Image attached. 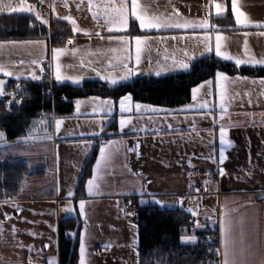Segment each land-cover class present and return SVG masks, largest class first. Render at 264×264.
I'll use <instances>...</instances> for the list:
<instances>
[{
    "label": "crops",
    "instance_id": "0c3cea01",
    "mask_svg": "<svg viewBox=\"0 0 264 264\" xmlns=\"http://www.w3.org/2000/svg\"><path fill=\"white\" fill-rule=\"evenodd\" d=\"M46 1L50 4V12L40 14L41 20L38 22L43 24L41 21L47 20L48 23L43 25L49 28L52 20L58 19L68 22L73 29L72 23L63 19L66 15L59 13L60 8L55 7L52 0ZM81 1L86 0H61V4L63 10L70 14L77 11V19L83 23V19L90 21L92 17L86 16L82 8L69 5V2ZM100 1L103 0H91V3ZM244 1L249 0H240L238 3L245 4ZM3 2L17 6L20 0ZM25 3L30 4L27 0ZM0 14L36 16L34 12L5 11ZM222 16L225 14L218 18ZM246 17L249 23L241 25L236 23L234 15L237 32L230 34L220 30L210 36L208 44L213 45L211 51L206 48H142L139 65L135 61V48H93L72 43L62 48L68 51L57 61L54 49L51 50L46 41L42 40V44L36 43L38 41L0 42V65L13 73L12 76H4L0 72V80L6 82L5 87L9 81L33 80L32 73L35 72L37 77L43 74L45 64L46 69L50 70L52 82L58 85L79 86L87 81L107 83L97 75V71L101 76L112 74L119 77L122 73L120 58L129 55V66L135 68L137 74L117 85L138 77L186 73L189 69L184 71L179 63L174 64L173 61L190 65L208 56L236 67L264 68V64L254 62L264 59V28L255 27L256 24H264V15ZM75 33L84 36V33ZM235 34L248 36L252 40L251 47H247V54L245 48H221V51L234 58L252 57L253 62L237 66L235 59L225 60L216 55V37L228 40ZM34 60L37 63H32ZM57 63L61 66L62 76L82 77L81 82L74 84L70 79L57 81ZM161 69L163 71L157 76L155 72ZM224 74L229 79L222 82L226 89L223 107L215 76L211 79V87L203 88L196 100H193L191 93L190 102L180 107H156L135 102L132 98V111L121 113L120 98L118 101L113 100V109L108 112L100 100L109 98L90 96L74 100V112L69 116L34 120L26 136L21 139L8 141L4 134V139L0 140V166L5 163H22L28 167L29 174L42 172L43 175L24 180L19 194L7 200L8 204L0 202V224L3 227L0 233V264H29L30 260L34 264H48L50 260L53 264H60L59 221L77 214L88 225L92 223L90 216L95 217L92 223L95 226H98L99 218H115L119 226L116 245L122 248V252L120 259L114 258L116 262L113 264H137L133 230L130 229L129 233V227L133 225H129L130 220L124 218L128 216L121 209L124 199H136L140 203L155 204L160 208L184 209L190 215L189 209L195 210L197 215L192 217L201 226L199 228L217 229L219 264H223L224 250L221 222L227 217L234 227L236 250L246 251L247 264H259L264 259V84L260 83L264 77ZM17 76L20 79H16ZM77 100L83 102L79 110L76 108ZM137 103L162 111L138 112L134 107ZM205 103L206 107L201 108L200 105ZM121 118L131 119L132 123L121 129ZM56 119L63 120L59 132L55 130ZM114 121L117 130L109 132ZM221 126L226 129L231 146L220 143ZM110 141L119 142V147L112 162L101 169L97 180L100 191L89 195L86 182L85 196L76 197L79 179L96 143L100 142V150ZM221 151L225 156L222 164L219 163ZM98 159L99 152L91 178L96 175ZM220 168H223L224 175L219 174ZM212 173H216L217 177L207 180L205 188L193 183L197 175L207 178ZM69 191L74 193L71 198L67 197ZM80 200L86 201V215L79 212ZM157 200L159 204L155 202ZM202 201L205 202L203 207ZM17 206L22 211L15 210ZM65 208H71L72 211L66 212ZM5 214L11 219H5ZM13 227L17 230L15 234L12 232ZM28 233H35L36 236ZM108 242L104 241L105 244ZM99 244L96 239L92 253L94 245L98 255L108 248Z\"/></svg>",
    "mask_w": 264,
    "mask_h": 264
},
{
    "label": "trees",
    "instance_id": "16d2710c",
    "mask_svg": "<svg viewBox=\"0 0 264 264\" xmlns=\"http://www.w3.org/2000/svg\"><path fill=\"white\" fill-rule=\"evenodd\" d=\"M37 2L40 0H27ZM213 26L222 31H235V20L229 10L223 17L213 21ZM130 35L140 32L133 23ZM83 37L73 32L70 24L54 19L46 27L32 15L0 14V42L46 41L50 49L63 48L69 39ZM217 72L246 77H264V68L236 67L235 65L208 56L193 62L186 73L165 77L144 76L132 81L112 86L101 81H87L79 86L58 85L51 80L50 70L35 80L9 81L5 93L14 94L19 102L12 101V95L0 99V131L8 141L26 136L34 120L40 119L44 112L54 117L69 116L74 112L73 101L90 96L109 98L118 101L124 95H131L135 102L156 107L176 108L190 102L192 89L211 80ZM19 86V87H18ZM52 90V95L48 90ZM21 91L23 95H21ZM116 121L108 131H116ZM100 142L96 143L79 179L76 197L85 196V186L91 178L98 156ZM42 172L29 174L28 167L22 163H5L0 166V202L19 194L20 185L26 179H34ZM136 210L132 213L138 227L139 264H208L213 248L209 242L210 230L197 228L184 209L160 208L134 200ZM85 222L79 214L62 219L58 224V248L60 264L79 263L80 235ZM216 230V227H214ZM217 231V230H216ZM195 235L194 244H183L182 237Z\"/></svg>",
    "mask_w": 264,
    "mask_h": 264
},
{
    "label": "snow or ice",
    "instance_id": "6c2138e0",
    "mask_svg": "<svg viewBox=\"0 0 264 264\" xmlns=\"http://www.w3.org/2000/svg\"><path fill=\"white\" fill-rule=\"evenodd\" d=\"M44 0H40V3L43 4ZM89 5L91 7V0H89ZM65 7H67V3H65L64 5ZM215 7L217 15L219 16L227 7L225 4L222 3H215L213 0V4H210L207 7L208 11L211 12V8ZM231 10L235 15V20L237 24H243V25H247L249 23L248 18L245 16V14L243 12H241L237 6L236 0H232V4H231ZM5 11H8L9 13H29V12H34L35 11V6L30 5V4H26L25 0H20L19 5L17 6H13L11 3H4L3 0H0V13H3ZM104 15L105 18L107 20V22L111 25H115L116 29H127L129 27V16L131 15L132 17H134L133 23L137 22L139 23V27L140 29H162V28H195V27H201V28H208L209 26V22L207 19L205 20H201L199 22H194V21H188V20H179V19H172V18H164L162 16H157V15H152V16H147L143 11H139L138 10V6L136 4V0H132L131 3V13H129L128 7L127 5L123 2V0H121V3L119 4V6H116L113 3V0H108V6H106L104 9ZM92 15L95 17L97 16V12H93ZM35 18L37 20H41V16L40 14L37 12ZM63 19H66L68 21H70L73 25V32L78 31V28L76 27L75 21L72 20V18L70 16L64 17ZM43 24H47L48 21L47 20H42L41 21ZM255 27L257 28H264V24H256ZM113 28H110L109 31H113ZM99 35V34H97ZM109 39H113V37L109 36ZM121 43L123 44H129V39L126 38L125 36H120L117 38ZM132 39L135 40V61L136 64L139 65L140 61H141V45L149 39L148 36H135ZM205 41H207L209 38L207 36L204 37ZM220 39L221 37L217 36L216 37V46H215V53L217 56L222 57L225 60H233L235 59V64L237 66H240L242 64H246V63H250L253 62L252 57H249V59H241V58H234L231 55H228L227 53H224L221 51V45H220ZM36 43H43L42 41H38ZM68 44H72L73 40L69 39L67 41ZM206 49L208 51H211V47L208 46L207 44L205 45ZM127 49H125L126 51ZM66 51H68L67 49H62V48H57L54 49V58L58 61L59 57L64 54ZM73 51H78L77 50H73ZM110 51H116V49H111ZM248 52V48H247V44H245V54H247ZM131 60V56H124L122 58H120V64L122 66V73L119 75V77L112 75V74H107V75H103L101 76L100 72L97 71V75L100 76L101 79L105 80L107 83H110L111 85L115 86L117 85L119 82L124 81V80H128L130 79L132 76L136 75V69L133 67L129 66V61ZM255 63L258 64H264V59L259 60V61H254ZM32 63H37V61H32ZM174 64L179 63L180 67L184 70H188L189 69V64L188 63H183L180 61H173ZM111 66V65H110ZM60 64L57 63L56 64V71H55V79L57 81H61V80H71L72 83L74 84H79L81 82L82 77H69V76H62L61 71H60ZM42 70V69H41ZM95 70V69H94ZM161 71H163V69L161 70H157L155 72V74L157 76H159L161 74ZM0 72H2L4 74V76H12L13 73L7 71L5 69V67L3 65H0ZM31 78L33 80L38 79L37 75L35 74V72L32 73ZM16 79H20L19 76L16 77ZM228 77L222 73V72H217L216 73V86L219 88L220 90V100H221V107H223V102L226 99V89L224 87V84L222 82L224 81H228ZM261 84H264V80L260 81ZM213 84V81L209 80L206 81L205 83L194 87L192 89V97L193 100L197 99V96L199 93H201V90L203 88L207 87H211ZM4 87H5V83L4 81L0 80V96L6 95L7 93L4 92ZM19 87V86H18ZM7 95H12L13 96V100L10 101L9 103H13V102H19L15 100V95L14 94H7ZM21 95H23V92L21 91ZM93 100H96L98 98H92ZM83 102L81 100H77L76 101V108L77 110H79L81 104ZM100 104L103 105L108 112H111L114 106V101L111 99L108 100H100ZM135 110L136 111H142V110H146V111H151V112H160L162 111V109H158V108H152L150 106H144L141 105L139 103L135 104ZM201 108L206 107V103L205 104H201L200 105ZM191 108V106H189V109ZM133 109V105H132V96L129 95H124L120 100H119V111L121 113H125V112H131ZM188 109H182L181 111H186ZM221 119H223V117H221ZM43 122V121H42ZM120 127L121 129H123L126 125L131 124L132 121L131 119H124L121 118L120 121ZM63 124V120L60 119H56L55 120V130L57 132H59L61 126ZM169 127H171V125H168ZM4 139V133L0 132V140ZM219 139H220V143L221 144H227L229 146H231V141L227 139V131L226 129L221 126L219 129ZM119 147V142L117 141H110L108 142L105 146L101 147L99 150V159L96 162V175L89 179L87 181V191L89 195H92L93 193H98L100 191V185L97 183V180L100 178V172L101 169L104 167H107L113 160L114 154L116 152V150H118ZM225 159V156L223 154V151H221L220 156H219V163H223ZM219 174L220 175H224V170L223 168H220L219 170ZM198 191V190H197ZM74 196V193L72 191H69L67 194L68 198H71ZM156 203H160V201H155ZM4 204H8L9 201L5 200L3 202ZM85 205H86V201L84 200H80L79 201V212L81 215H86L85 213ZM15 210H19L22 211V209H19L18 206ZM64 211L66 212H71L72 209L71 208H65ZM189 212L195 217L197 215V212L195 210L189 209ZM129 215H131V213H128ZM5 219H11V217L7 216V214L4 215ZM27 223V221H24ZM195 226L198 228L200 227L199 223L194 221ZM3 231V227L2 224H0V233H2ZM16 229L15 227L12 228V232L13 234L16 233ZM29 235L32 236H36L35 233H28ZM81 243H80V254H81V260H80V264H85V259H84V255H85V237H81ZM182 241H191V242H196V236L192 235L189 237H182L181 238ZM221 239H222V244H223V264H247V253L245 250L241 249L239 252L236 250V240L234 238V227L232 222L225 217V219L221 222ZM21 247H23L22 243H21ZM44 247H47V245H44ZM105 247H107V245H105ZM30 252L32 251L31 247H29L28 249ZM29 264H34L33 261H29ZM48 264H53V262L50 260L48 261ZM259 264H264V259L259 261Z\"/></svg>",
    "mask_w": 264,
    "mask_h": 264
},
{
    "label": "rangeland",
    "instance_id": "374dc122",
    "mask_svg": "<svg viewBox=\"0 0 264 264\" xmlns=\"http://www.w3.org/2000/svg\"><path fill=\"white\" fill-rule=\"evenodd\" d=\"M240 0H236L237 6L241 12L245 14V16H262L264 15V1L261 0H249L244 1L245 4L238 3ZM242 1V0H241ZM48 2V1H46ZM53 5L60 8L59 13H64L63 17L70 16L74 18L76 27L78 31L84 33L83 37L73 39V43L83 44L88 47L93 48H135V40L132 39L135 36H148L149 39L146 40L141 48H206L207 44L211 48L213 45H209L208 40L205 41L204 37L207 36L210 38L214 33L220 31V29H216L213 26V21L218 18L215 7L211 8V12L208 11L207 7L210 4H213V0H136V4L138 6L139 11H143L147 16L157 15L162 16L164 18H172L179 19L181 21L188 20L199 22L201 20L207 19L209 22L208 28L201 27H189V28H162V29H140L138 21L134 24L137 26L138 31L140 32L137 35H130L131 26L133 24L134 17L129 16V27L127 29H116L115 25H111L107 22L103 9L108 6V0H103L97 3H91V7L89 5V1H81L79 3L69 2V5L74 8H82L86 12V16L92 17V21L88 19H83V23L78 21L77 19V11L70 12L64 11L61 4V0H52ZM123 2L127 5L129 13H131V3L132 0H123ZM215 3L225 4L227 7L225 10L219 15L227 14L230 10L232 16L234 17V13L231 10L232 0H214ZM113 3L116 6H119L121 0H113ZM50 9V4H47ZM94 8V11H92ZM64 11V12H63ZM50 12V10L48 11ZM97 12V16H93L92 13ZM251 14V15H250ZM223 17V16H222ZM261 18V17H260ZM48 19V18H47ZM242 25V24H241ZM110 28H113V31H109ZM230 33L237 31H222V33ZM99 34V35H97ZM109 36L113 37V39H109ZM120 36H125L129 39V44L121 43L117 38ZM229 38V37H228ZM252 40L248 36H241L235 34L231 36L230 39L222 40L220 39L221 48H245V44L247 47H251ZM255 44L256 41H255ZM216 46V41L214 42V48ZM63 48H66L63 47ZM191 64L189 65L190 68ZM185 71V70H184ZM3 81V80H2ZM6 84V82L4 81ZM110 84V83H109ZM111 85V84H110ZM7 87V86H6ZM5 87V88H6ZM5 90V89H3ZM5 92V91H4ZM5 95L0 96V99L4 98ZM13 99V96H12ZM16 100V98H15ZM17 101V100H16ZM16 103V102H15ZM2 132V131H0ZM3 180V179H1ZM123 216V215H122ZM124 216V218H129V225H133L129 227V233L133 230L134 234V243L135 246V256L137 264H139V253L137 250L138 247V227L133 220L132 214ZM92 223L95 222L96 218L91 217ZM109 221V223H108ZM194 222V220H192ZM196 221V220H195ZM132 222V223H131ZM88 225L85 222L84 229L81 232L80 238L85 237V264H90L91 260L92 264H113L116 262V259H120V252H122V248L116 245V240L118 236L119 226L113 218V220H108V218H104L101 220L99 218L97 220L98 226L94 224ZM108 223V224H107ZM107 226V228H106ZM201 227V226H200ZM113 237V238H112ZM97 239L101 244L99 245H107L108 248L104 249L103 252L98 255L96 251V247L94 245L93 252L92 246L94 241ZM104 241H110L108 244H105ZM198 239H196V242ZM196 242L191 241H182L183 244H194ZM81 243V239H80ZM98 245V246H99ZM118 247V248H117ZM80 245H79V263L80 264Z\"/></svg>",
    "mask_w": 264,
    "mask_h": 264
},
{
    "label": "built area",
    "instance_id": "2783aa9c",
    "mask_svg": "<svg viewBox=\"0 0 264 264\" xmlns=\"http://www.w3.org/2000/svg\"><path fill=\"white\" fill-rule=\"evenodd\" d=\"M48 3L46 2V0H44L43 4L40 3V1L37 2H30V5L35 6V11L34 13L36 14L37 12L39 14H48L49 12V8H48ZM44 68L46 67V65H43ZM43 75H40V77ZM48 94L52 95V90L49 89ZM54 115L52 113L49 112H44L42 114V118H53ZM217 177L216 173H212L210 176H208L207 178H202L200 175H197L194 180L193 183H195L196 185H198L201 188H205L206 184H207V180L211 181L214 180ZM0 183H4L3 180H0ZM205 202H201V207L204 206ZM121 209L122 212L125 215H128V213H132L136 210V203L133 200L130 199H124L122 201L121 204ZM195 219V218H193ZM212 235L209 237V242L211 243V245L213 246V248H211L210 250V255L211 258L208 260V264H219V238L218 235L216 233V230H212Z\"/></svg>",
    "mask_w": 264,
    "mask_h": 264
}]
</instances>
